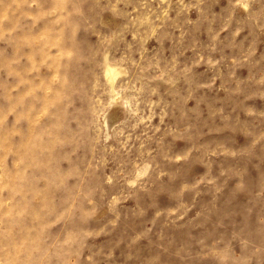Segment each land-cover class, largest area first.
<instances>
[{
    "label": "rangeland",
    "instance_id": "obj_1",
    "mask_svg": "<svg viewBox=\"0 0 264 264\" xmlns=\"http://www.w3.org/2000/svg\"><path fill=\"white\" fill-rule=\"evenodd\" d=\"M0 264H264V0H0Z\"/></svg>",
    "mask_w": 264,
    "mask_h": 264
}]
</instances>
